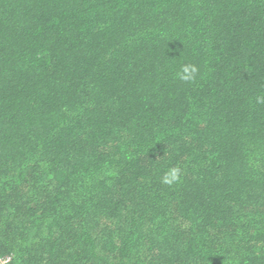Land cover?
Returning <instances> with one entry per match:
<instances>
[{
  "label": "trees",
  "instance_id": "1",
  "mask_svg": "<svg viewBox=\"0 0 264 264\" xmlns=\"http://www.w3.org/2000/svg\"><path fill=\"white\" fill-rule=\"evenodd\" d=\"M258 98L264 0H0V256L264 264Z\"/></svg>",
  "mask_w": 264,
  "mask_h": 264
},
{
  "label": "clouds",
  "instance_id": "2",
  "mask_svg": "<svg viewBox=\"0 0 264 264\" xmlns=\"http://www.w3.org/2000/svg\"><path fill=\"white\" fill-rule=\"evenodd\" d=\"M196 72V69L194 66L191 65H185L182 67L181 72L179 73V76L182 80L188 81L191 80ZM260 102H264V99L258 98ZM179 181V169L173 168L169 170L164 178L163 183L171 185L173 183H177Z\"/></svg>",
  "mask_w": 264,
  "mask_h": 264
},
{
  "label": "built area",
  "instance_id": "3",
  "mask_svg": "<svg viewBox=\"0 0 264 264\" xmlns=\"http://www.w3.org/2000/svg\"><path fill=\"white\" fill-rule=\"evenodd\" d=\"M11 258L8 256H0V264H10Z\"/></svg>",
  "mask_w": 264,
  "mask_h": 264
}]
</instances>
